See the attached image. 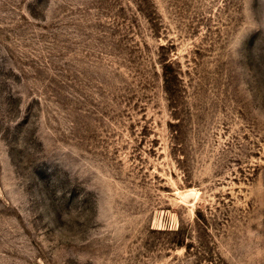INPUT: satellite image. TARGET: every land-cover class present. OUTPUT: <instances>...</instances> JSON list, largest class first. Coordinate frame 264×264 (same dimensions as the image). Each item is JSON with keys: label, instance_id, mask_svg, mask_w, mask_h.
I'll list each match as a JSON object with an SVG mask.
<instances>
[{"label": "rangeland", "instance_id": "1", "mask_svg": "<svg viewBox=\"0 0 264 264\" xmlns=\"http://www.w3.org/2000/svg\"><path fill=\"white\" fill-rule=\"evenodd\" d=\"M0 264H264V0H0Z\"/></svg>", "mask_w": 264, "mask_h": 264}]
</instances>
